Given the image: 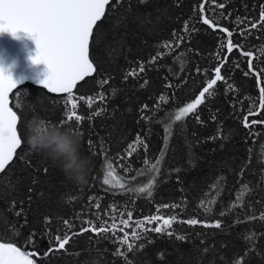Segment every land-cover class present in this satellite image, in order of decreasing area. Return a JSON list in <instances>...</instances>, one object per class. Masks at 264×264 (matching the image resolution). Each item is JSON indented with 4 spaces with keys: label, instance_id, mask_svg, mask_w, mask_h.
Instances as JSON below:
<instances>
[{
    "label": "trees",
    "instance_id": "1",
    "mask_svg": "<svg viewBox=\"0 0 264 264\" xmlns=\"http://www.w3.org/2000/svg\"><path fill=\"white\" fill-rule=\"evenodd\" d=\"M200 2L121 0L116 4L112 0L106 9L105 18L98 22L99 31L94 29L95 44L90 43V58L98 73L86 77L73 90L77 98L105 94V100L92 108L78 99L77 111L85 117L80 125L81 153L91 158L84 183L70 179L27 143L30 120L57 123L64 118L67 94L50 93L26 82L10 95L11 107L19 116L22 143L5 174H0V241L37 251L40 255L33 258L38 264H127L124 257L115 254L117 248L127 252V245L119 243L123 233L118 231L116 236L107 232L100 237L84 233L74 237L66 251L48 257L43 253L54 243L57 229L60 234L67 231L64 219L78 231L84 220L97 226L104 221L111 225L114 216L119 225L131 212L132 226L125 229L129 233L140 232L135 228L138 224L147 228L162 224V220L146 224L145 219L151 216L175 218L168 229L171 237L166 232H142L144 239L136 240V247L127 252L131 264H264V219L260 218L264 213V125H253L249 130L243 124L248 111L258 109L259 87L264 85L257 84L253 76H245L248 57L236 48L227 53L226 33L201 22ZM217 3L225 8L206 4L205 14L232 31L233 42L252 51L255 66L264 68V28L240 34L249 21L258 20L264 0ZM180 38L184 42L177 47ZM168 42L171 48L165 46ZM153 56H157L156 62L149 63ZM224 56H228V63L221 74L226 82L218 81L210 90L212 95L206 94L205 103L196 110L200 121L194 114L174 121L179 108L192 102L207 80L214 78V69ZM141 62L145 72L125 80ZM102 79H109V83L101 87ZM144 80L148 84L141 87ZM161 96L167 102L161 101ZM145 104L149 106L146 110L142 109ZM97 108L104 111L88 119ZM252 119H264V115L250 116ZM165 126L170 132L167 141ZM137 134L147 144L146 149L134 143ZM89 139L95 145L91 149ZM130 144L135 151L128 157ZM157 159L160 172L155 174L149 169ZM109 162L121 182L137 175L130 182L134 191L103 184ZM153 175L156 183L149 189L151 195L140 193L138 188L146 187ZM89 197L94 200L90 202ZM21 207L25 215L16 217L14 213ZM46 216L52 221L51 233L45 230ZM189 219L203 223H185ZM217 220L221 222L219 229L205 226ZM33 232L34 245L26 243ZM140 244L145 247L140 249Z\"/></svg>",
    "mask_w": 264,
    "mask_h": 264
},
{
    "label": "snow or ice",
    "instance_id": "2",
    "mask_svg": "<svg viewBox=\"0 0 264 264\" xmlns=\"http://www.w3.org/2000/svg\"><path fill=\"white\" fill-rule=\"evenodd\" d=\"M116 4H119L121 0H115ZM143 2V0H142ZM112 0H0V34L4 32L12 33L13 36L17 32H25L35 42L37 48L36 57L33 63H43L47 66V76L43 80H38L37 83L42 88L46 89L50 93H66V111L65 116L57 123L48 122L42 123L47 125H54L59 127H71L74 132L82 135L80 125L84 121L85 117L80 115L77 111L79 107L78 99L84 100L88 108H92L97 101H104L105 94L101 92L96 97H75L73 89L77 86L79 81H83L86 77L92 76L94 73H98L97 65L93 59H90V43L95 44L94 29L99 31L98 22H100L106 16V9L110 6ZM206 4H212L220 9L225 8V4L217 3V0H201L199 4V11L201 13V22L204 25H208L213 31L217 29L220 32L226 33L228 39L226 44L227 53L231 54L233 49L236 48L240 51V54L244 57H248L247 68L245 76H253L257 84L264 85V68H257L253 63V52L247 51L241 47L239 43L233 42V32L226 27H222L206 15ZM239 19V18H238ZM246 20L248 18H245ZM244 21H241L243 24ZM264 28V5H261L258 20L249 21L247 29H240V34L244 35L245 31L251 34V30ZM184 30H188V24L185 22ZM195 31V29H193ZM175 36V32L173 33ZM183 39H177L176 46L178 47L183 43ZM166 47L171 48L172 43L168 42ZM157 56H163V53H157ZM157 56H153L149 63H155ZM228 63V56L221 57V63L218 64L215 69L214 78L207 80L206 85L202 87L199 94L195 99L187 103L185 106L180 107L175 113L174 121H182L189 114H194V118L200 121L199 114L196 113L198 106L205 103L206 94L212 95L214 86L217 85L218 81H225L226 77L221 74V69ZM239 65H237L238 67ZM145 64L141 62L138 70H132L127 73L124 77L125 80L128 77H137L145 72ZM200 72V69H196ZM22 81L13 80L2 68H0V174H5L6 169L14 161L17 156V149L21 147L22 139L18 133V114L10 106V94L13 93L14 89H17ZM101 87L109 83V79H102L99 81ZM148 84V80H144L140 85L144 87ZM167 87L171 88L172 85L169 83ZM231 85L229 88L231 89ZM19 93L17 92V95ZM161 101L167 102L164 96L160 97ZM70 106V107H69ZM159 105H157L158 107ZM149 106L147 104L142 106V109L146 110ZM104 111L102 108H97L88 119H92L95 116H100ZM264 115V86L259 87V106L258 109H250L247 115L244 116L243 124L246 129L251 130L253 125H264V119H252L249 117H259ZM215 119V117H213ZM73 122L75 127H72ZM165 141L170 136V132L167 126H165ZM137 145L143 144L144 148H147V144L141 140L139 134H137L136 141ZM89 149L93 148L92 139L88 140ZM130 151H128V157L132 156V152L135 151L133 145H129ZM95 155V153H93ZM123 159V158H121ZM145 165L149 163L147 159L144 161ZM160 161L157 159L155 163L151 164L150 172L158 174ZM109 170L103 177V184L109 185L112 188H119L125 191H134L135 189L131 185V181L137 179V175H132L127 178L125 182H121V179L115 174V169L111 163H108ZM47 172V169H44ZM125 172L127 167L125 166ZM138 175H145L144 172H139ZM156 183V176L153 175L148 181L147 186L138 188L140 193H147L151 195L150 188L154 187ZM31 191V189H29ZM31 200V197H29ZM93 197H89V201H93ZM203 203V202H202ZM15 200L12 201V206L15 208ZM97 209L100 205L95 204ZM164 207H168L165 205ZM115 211V209H113ZM16 217L25 215L24 208H20L15 211ZM121 213V216H124ZM223 215V213H221ZM127 218L121 219L119 225L116 222V217H112L111 225L108 221H104L103 224L97 226L91 220H84L82 226L78 231H73L74 225L69 219L63 220V225L67 229L63 234H60V229H57L54 236V243H50L48 250L43 253L45 257L54 254L60 250H67L66 246L73 241L74 237L83 235L84 233H94L97 237L101 234L112 232L113 236H116L117 231L123 233L122 237H119V243L121 246L127 245V252H132L136 247L135 241L144 239L142 232L154 231L155 233L166 232L168 236H172L173 233L168 231L171 228L174 217L163 218L159 215L151 216L145 219L146 224H151L155 221H161L162 224H158L154 228H147L145 224L135 225V228L141 229L140 232L132 231L129 233L125 229L132 226L130 224L132 219V213H126ZM254 219L255 217H250ZM261 219H264V213L261 214ZM101 217L98 216V220ZM24 223H28L25 219ZM185 223L190 225H197L203 223L197 219H189ZM51 218L44 217L45 230L51 233ZM86 225V226H84ZM215 227L219 229L221 222L215 221L212 225H205ZM131 236V242H130ZM36 233H30L28 241L34 245ZM177 239L183 240L184 236H178ZM151 242V241H149ZM140 249L145 247L144 244L139 245ZM127 252L121 251L119 248L116 250V255L124 257L127 264H131L128 261ZM35 250L29 251L18 247L14 242H3L0 241V264H37V260L33 257L39 256ZM162 255V254H161Z\"/></svg>",
    "mask_w": 264,
    "mask_h": 264
},
{
    "label": "clouds",
    "instance_id": "3",
    "mask_svg": "<svg viewBox=\"0 0 264 264\" xmlns=\"http://www.w3.org/2000/svg\"><path fill=\"white\" fill-rule=\"evenodd\" d=\"M27 128V143L34 151L43 153L75 182H86L91 158L81 153L82 135L71 127L47 125L39 118L30 120Z\"/></svg>",
    "mask_w": 264,
    "mask_h": 264
},
{
    "label": "water",
    "instance_id": "4",
    "mask_svg": "<svg viewBox=\"0 0 264 264\" xmlns=\"http://www.w3.org/2000/svg\"><path fill=\"white\" fill-rule=\"evenodd\" d=\"M36 54V44L27 33L20 31L15 36L9 32L0 34V68L13 80L22 81L20 85L26 82L38 85V80L46 78L47 66L43 63H33Z\"/></svg>",
    "mask_w": 264,
    "mask_h": 264
}]
</instances>
